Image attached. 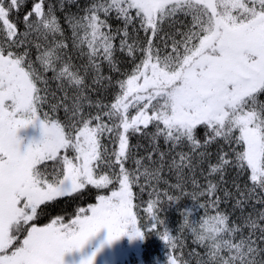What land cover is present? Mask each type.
I'll list each match as a JSON object with an SVG mask.
<instances>
[{"label":"snow or ice","instance_id":"snow-or-ice-1","mask_svg":"<svg viewBox=\"0 0 264 264\" xmlns=\"http://www.w3.org/2000/svg\"><path fill=\"white\" fill-rule=\"evenodd\" d=\"M101 227L264 264V0H0V264Z\"/></svg>","mask_w":264,"mask_h":264},{"label":"rangeland","instance_id":"rangeland-1","mask_svg":"<svg viewBox=\"0 0 264 264\" xmlns=\"http://www.w3.org/2000/svg\"><path fill=\"white\" fill-rule=\"evenodd\" d=\"M21 137V147L30 139L40 137L38 122L29 124L17 130ZM92 264H130L131 256H139L140 237H129L127 233L121 234L111 241L107 239V229L99 228L91 235L79 249H72L63 254L64 264H79L80 260L93 254Z\"/></svg>","mask_w":264,"mask_h":264},{"label":"trees","instance_id":"trees-1","mask_svg":"<svg viewBox=\"0 0 264 264\" xmlns=\"http://www.w3.org/2000/svg\"><path fill=\"white\" fill-rule=\"evenodd\" d=\"M39 125V123H38ZM89 192L83 194V199L77 198L81 203L92 202L94 199V193L92 192V186H88ZM147 200V194L144 196ZM146 206V205H145ZM170 217V227L174 228L175 223L178 220L175 212L169 213ZM39 222H46L45 220H40ZM187 247L183 250V254L187 257V251L191 248H196L198 251L201 249L198 245L194 244L189 236L186 240ZM178 251H180L178 249ZM166 248L165 242L155 233H146L140 237V252L139 256H131L129 259L130 264H166ZM194 264V262H193Z\"/></svg>","mask_w":264,"mask_h":264}]
</instances>
